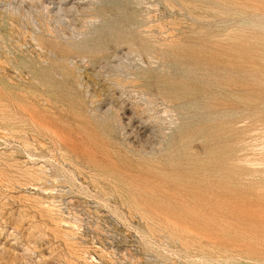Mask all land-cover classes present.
<instances>
[{"label":"rangeland","instance_id":"374dc122","mask_svg":"<svg viewBox=\"0 0 264 264\" xmlns=\"http://www.w3.org/2000/svg\"><path fill=\"white\" fill-rule=\"evenodd\" d=\"M0 264H264V0H0Z\"/></svg>","mask_w":264,"mask_h":264}]
</instances>
